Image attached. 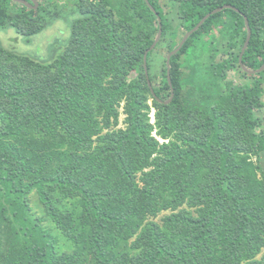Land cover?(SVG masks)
Here are the masks:
<instances>
[{"label":"trees","instance_id":"obj_1","mask_svg":"<svg viewBox=\"0 0 264 264\" xmlns=\"http://www.w3.org/2000/svg\"><path fill=\"white\" fill-rule=\"evenodd\" d=\"M148 1L157 13L145 0H0V30L30 37L65 9L70 32L56 55L0 43V264H264V171L252 160L264 154V71L239 60L247 17L243 65H264V0H165L168 12ZM225 5L240 13L212 15L189 37L171 87L168 55ZM159 18L153 93L144 56ZM234 69L243 83L227 81ZM33 192L57 233L32 213Z\"/></svg>","mask_w":264,"mask_h":264},{"label":"rangeland","instance_id":"obj_2","mask_svg":"<svg viewBox=\"0 0 264 264\" xmlns=\"http://www.w3.org/2000/svg\"><path fill=\"white\" fill-rule=\"evenodd\" d=\"M46 1H50L52 5L60 6L63 8L72 7L75 2V0H38V2L42 4H45ZM160 3L165 8V0H160ZM13 6L16 8H21V6L16 3H13ZM167 8H165L166 12L169 11ZM63 12H64V16H62L61 19L56 18L55 21L47 19L48 20L46 22L47 26L43 30H41L39 33L32 35L30 37L20 33L17 27H9L6 30L0 31L1 45L6 50L12 53H15V54H25L26 56L30 55L34 57H43V56H46L47 54L49 55V53H51L52 55V52L54 51V53L56 52L55 53L56 55L57 52L61 51L64 48L61 42H64V40L68 38L69 33H70L68 31L69 22L67 20L69 19V15L65 13L66 12L65 9ZM219 31L220 29H218L217 39L221 41L222 35ZM227 41L228 40H225V42ZM224 59H227V55H225L223 52H219L217 56V61L221 62ZM227 81H234L235 83L239 84V83H243L245 80L244 78H242L240 70L234 69L230 71ZM149 104L152 107L151 114H150L151 123L155 124L156 110L153 107L152 100L149 101ZM255 117L259 119L261 123V125L256 128V131L260 132L264 128V107L260 111L255 113ZM125 119H126V116L123 112V105H122V107L120 108V124L117 127L118 129L125 128ZM161 142L163 141L161 140ZM252 160L260 164L264 171V154L259 156V158H257L256 156H252ZM29 199H30V207L32 209V213L34 214V216L43 219L42 224L46 227L51 228L55 233H57V231L55 230L54 224L47 217L42 205L40 204L38 195L35 192H33L29 195ZM167 214H169V212L161 213L160 216L156 220L157 221L160 220L163 216ZM57 248L59 252H65L71 247L67 241L61 238V241L58 243ZM263 254H264V250L262 254L259 255V258H261Z\"/></svg>","mask_w":264,"mask_h":264},{"label":"water","instance_id":"obj_3","mask_svg":"<svg viewBox=\"0 0 264 264\" xmlns=\"http://www.w3.org/2000/svg\"><path fill=\"white\" fill-rule=\"evenodd\" d=\"M15 1L20 2V3H22V4H24V5L28 6V7L31 6L27 1H24V0H15ZM145 1H146V3L149 5V7L152 9V11H154L155 13H157L156 10H155V8L150 4V2H149L148 0H145ZM31 2L34 3L35 8H37V7L39 6V2H38L37 0H31ZM226 9H233V10H235L236 12L240 13V11H239L237 8L232 7V6H230V5H225V6H223V7H220V8H218V9H216V10H214V11L208 13V14H207V15H206V16H205V17H204V18H203V19H202V20H201V21H200V22H199V23H198V24H197V25L191 30V31H188V32L184 35V37H183V39H182L180 45L168 55V57H167L168 80H169V84H170L171 87H172V82H171V77H170L171 58H172L174 55H176V54L182 49L183 45L186 43V41L189 39V37H190L191 35H193L195 32H197V31H198V30L204 25V23H205V22H206V21H207L212 15H215V14H217V13H220V12H222L223 10H226ZM159 22H160V29H159V33H158V35H157V37H156V40L154 41V43L152 44V46L146 51L145 56H144L145 72H146V75H147V79H148L149 87L152 89V92H153V93H154V90H153L152 84H151V82H150V80H149V77H148L147 55H148L149 52H151L152 50H154V49L156 48L157 44H158V43L160 42V40H161V37H162V23H161V18H159ZM245 23H246V26H247L248 35H247V39H246V41H245V43H244V46H243L242 51H241V54H240V58H239V60H240V65L242 66V68L244 69V71H245L246 73H249V74H251V75L259 74V73H261V72L264 71V65H263L260 69H258V70H248V69L243 65V55H244V53L246 52V50H247V48H248V46H249V43H250L251 37H252V30H251V28H250L249 20H248L247 17H245ZM173 97H174V90L172 89V95H171V98L167 101V103L171 102L172 99H173Z\"/></svg>","mask_w":264,"mask_h":264},{"label":"flooded vegetation","instance_id":"obj_4","mask_svg":"<svg viewBox=\"0 0 264 264\" xmlns=\"http://www.w3.org/2000/svg\"><path fill=\"white\" fill-rule=\"evenodd\" d=\"M15 1V0H14ZM24 1H27L31 6L30 7H28V6H26V5H24V4H22V3H20V2H17V1H15V3H17V4H19L22 8H27L28 10H37L38 8H39V6H40V3H39V6L37 7V8H35V5H34V3H32L31 2V0H24ZM38 1V0H37ZM26 12H28V11H26ZM29 13V12H28ZM45 28V27H44ZM43 28V29H44ZM0 31H2V30H0ZM37 34V33H36Z\"/></svg>","mask_w":264,"mask_h":264}]
</instances>
